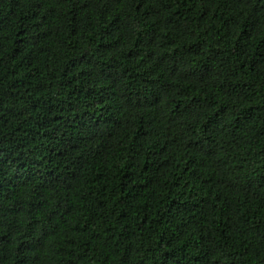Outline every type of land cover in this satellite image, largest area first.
I'll list each match as a JSON object with an SVG mask.
<instances>
[{
  "label": "trees",
  "instance_id": "16d2710c",
  "mask_svg": "<svg viewBox=\"0 0 264 264\" xmlns=\"http://www.w3.org/2000/svg\"><path fill=\"white\" fill-rule=\"evenodd\" d=\"M0 264H264V0H0Z\"/></svg>",
  "mask_w": 264,
  "mask_h": 264
}]
</instances>
